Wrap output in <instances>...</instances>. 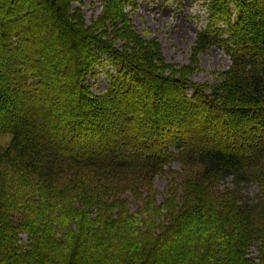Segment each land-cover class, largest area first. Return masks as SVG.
Returning <instances> with one entry per match:
<instances>
[{"label":"trees","instance_id":"1","mask_svg":"<svg viewBox=\"0 0 264 264\" xmlns=\"http://www.w3.org/2000/svg\"><path fill=\"white\" fill-rule=\"evenodd\" d=\"M83 3L0 0V264L264 261V0H203L178 66L136 0ZM213 45L229 67L191 81Z\"/></svg>","mask_w":264,"mask_h":264},{"label":"rangeland","instance_id":"2","mask_svg":"<svg viewBox=\"0 0 264 264\" xmlns=\"http://www.w3.org/2000/svg\"><path fill=\"white\" fill-rule=\"evenodd\" d=\"M83 2L82 12L86 23L89 24L101 12L99 0H83ZM201 4L202 0H136V10L132 12L133 24L145 39L155 38L159 42L166 62L178 66L188 61L195 34L205 23V10ZM63 30L67 31L66 28ZM229 64L230 59L224 49L212 46L200 55L198 69L190 80L210 84L216 74L226 69ZM103 69L107 70L109 67L106 65ZM90 83L95 93L105 91L107 78L104 72L98 70L94 73ZM171 169L179 170L178 163H172ZM165 183L166 175L161 174L155 178L154 186L160 192L157 197L158 202L161 201ZM244 191L252 195L255 188L246 187ZM21 238L26 241L25 235H21ZM248 251V257H252L249 264H264V261L258 259L256 246H252Z\"/></svg>","mask_w":264,"mask_h":264}]
</instances>
